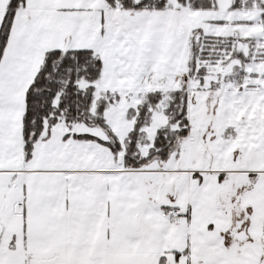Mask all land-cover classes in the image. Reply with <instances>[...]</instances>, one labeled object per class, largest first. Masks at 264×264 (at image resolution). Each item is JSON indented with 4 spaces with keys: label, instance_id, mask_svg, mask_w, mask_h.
Wrapping results in <instances>:
<instances>
[{
    "label": "snow or ice",
    "instance_id": "snow-or-ice-1",
    "mask_svg": "<svg viewBox=\"0 0 264 264\" xmlns=\"http://www.w3.org/2000/svg\"><path fill=\"white\" fill-rule=\"evenodd\" d=\"M0 264H264V0H0Z\"/></svg>",
    "mask_w": 264,
    "mask_h": 264
}]
</instances>
